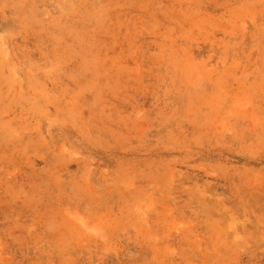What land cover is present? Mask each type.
I'll use <instances>...</instances> for the list:
<instances>
[{"label": "rangeland", "instance_id": "1", "mask_svg": "<svg viewBox=\"0 0 264 264\" xmlns=\"http://www.w3.org/2000/svg\"><path fill=\"white\" fill-rule=\"evenodd\" d=\"M0 264H264V0H0Z\"/></svg>", "mask_w": 264, "mask_h": 264}]
</instances>
